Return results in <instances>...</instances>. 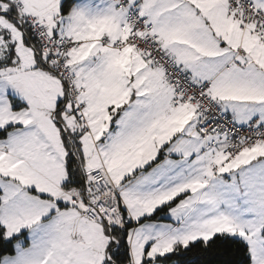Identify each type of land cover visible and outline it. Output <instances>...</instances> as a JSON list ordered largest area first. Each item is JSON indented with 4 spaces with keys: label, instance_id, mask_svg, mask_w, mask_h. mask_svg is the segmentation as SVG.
I'll return each instance as SVG.
<instances>
[{
    "label": "snow or ice",
    "instance_id": "obj_1",
    "mask_svg": "<svg viewBox=\"0 0 264 264\" xmlns=\"http://www.w3.org/2000/svg\"><path fill=\"white\" fill-rule=\"evenodd\" d=\"M0 264H264V0H0Z\"/></svg>",
    "mask_w": 264,
    "mask_h": 264
}]
</instances>
